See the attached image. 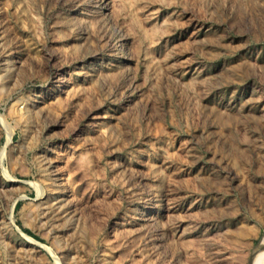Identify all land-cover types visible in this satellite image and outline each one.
Wrapping results in <instances>:
<instances>
[{"label":"rangeland","instance_id":"obj_1","mask_svg":"<svg viewBox=\"0 0 264 264\" xmlns=\"http://www.w3.org/2000/svg\"><path fill=\"white\" fill-rule=\"evenodd\" d=\"M263 239L264 0H0V264H259Z\"/></svg>","mask_w":264,"mask_h":264},{"label":"bare ground","instance_id":"obj_2","mask_svg":"<svg viewBox=\"0 0 264 264\" xmlns=\"http://www.w3.org/2000/svg\"><path fill=\"white\" fill-rule=\"evenodd\" d=\"M60 208L61 206L58 205V203L56 205V203H50L49 201H46L45 203H43L40 209V219L48 220V221L53 220L57 216V213L59 211L58 209ZM263 242H264V239H263ZM259 264H264V258L260 260Z\"/></svg>","mask_w":264,"mask_h":264},{"label":"water","instance_id":"obj_3","mask_svg":"<svg viewBox=\"0 0 264 264\" xmlns=\"http://www.w3.org/2000/svg\"><path fill=\"white\" fill-rule=\"evenodd\" d=\"M261 250H264V246H261V247L259 248V251H261ZM250 264H252V261H251Z\"/></svg>","mask_w":264,"mask_h":264}]
</instances>
